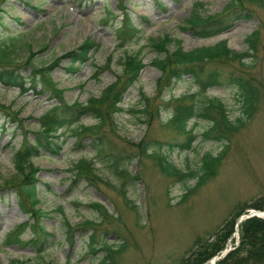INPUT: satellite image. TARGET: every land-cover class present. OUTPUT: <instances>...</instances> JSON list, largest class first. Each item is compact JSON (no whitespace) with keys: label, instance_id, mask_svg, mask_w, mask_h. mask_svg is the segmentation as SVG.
Wrapping results in <instances>:
<instances>
[{"label":"rangeland","instance_id":"1","mask_svg":"<svg viewBox=\"0 0 264 264\" xmlns=\"http://www.w3.org/2000/svg\"><path fill=\"white\" fill-rule=\"evenodd\" d=\"M197 1L204 2L202 12L208 15L222 11L229 0H124L134 25L142 31L139 38L123 47L118 45L115 31L119 18L112 17L108 22L103 19L107 9H111L114 16L121 13L119 0H8L4 3L0 43L10 45L13 56L20 61H25L32 50L36 52L35 64L53 65L52 79L58 88L64 89L63 97L69 104L100 96L117 75L123 73L121 60L126 53L141 52L146 67L124 94L120 104L124 111L114 114L118 126L115 141L119 147H128L123 149L130 158L128 169L141 178L126 182L123 195L120 193L123 181L109 171L107 163L98 159L95 166L101 180L97 185L84 179L71 184L74 173L70 169L82 157L96 158L97 148L93 143L99 141L84 136L79 146L81 139L74 133L75 127L62 129L61 153L34 158L40 168L41 203L38 206L46 213L41 220L51 233L43 257L36 255L34 246L12 244L0 250V264H11L16 258L30 259L31 264H99L104 252L86 253L92 230L76 228L71 242L66 225L67 221L74 227L86 220L101 221L99 211L91 204L96 201L116 216L99 226L97 242L125 241L123 252L112 264H186L192 259L197 239L212 240L238 204L260 202L264 196V8H257L251 18L237 21L226 33L198 38L179 28ZM258 27L261 29L254 65L245 68L239 62L235 64L254 78L257 103L253 117L230 137L229 143L226 142L229 147L210 177L199 181L198 177L166 175L157 160L148 155L154 152L153 148L160 145L167 160L188 172L201 170L202 155L207 151L219 154L226 143L205 139L203 133L209 122L193 120L188 126L197 140L192 142L193 148H185L180 143L186 136L176 132L169 122L173 107L162 109L148 123H142L138 114L131 111L139 107L141 92L151 99L156 97L161 76V71L151 64L156 53L147 46L148 38L169 34L182 40L185 50L227 40L231 48L240 52L246 49L245 37ZM88 37L99 47L91 52L90 59L78 72H69V62L56 59L77 48ZM175 45L171 43L169 50H174ZM109 57L111 63L107 62ZM95 64L102 67L100 71ZM220 67L227 73L226 66ZM22 72L28 76L30 68L25 67ZM41 90L38 87L22 93L18 88L0 83V103L19 111L18 117L25 119L21 127L18 121L12 122L11 117L0 114V242L16 224L27 220V215L19 208L16 192L3 189L2 184L15 173L14 151L23 143V134L26 132V138L32 141V132L39 128V117L58 103L50 92L37 94ZM196 90V82L186 76L166 90L162 98L156 99V104ZM208 93L224 100L232 119L242 114V102L234 86H214ZM81 122L90 126L97 120L85 116ZM155 139L160 143L151 144V150L141 154L140 144L146 146ZM32 221L33 226L35 221ZM102 228L109 232L103 233ZM31 231L27 229L24 237L30 238Z\"/></svg>","mask_w":264,"mask_h":264},{"label":"trees","instance_id":"2","mask_svg":"<svg viewBox=\"0 0 264 264\" xmlns=\"http://www.w3.org/2000/svg\"><path fill=\"white\" fill-rule=\"evenodd\" d=\"M8 0H0V23L3 20L5 8L4 3ZM121 14L117 15L120 20L116 24V35L118 45L123 47L126 43L139 38L141 30L134 25L131 15L126 11L123 1H119ZM204 2L198 1L194 4L191 14L180 25V29L190 32L193 36L207 38L222 34L231 29L238 20L247 19L254 16L257 8H264V0H229L224 9L215 14L205 15L202 12ZM112 18V12L109 11L104 17L107 22ZM260 29L258 27L245 38L246 49L237 51L231 48L227 40H222L213 45H203L192 50H185L180 39H175L169 34L158 37L148 38L149 46L156 56L151 64L161 71L158 80L156 97L149 98L142 93L141 103L138 108L131 111L138 114L140 121L148 123L154 119L156 114L162 109L173 107L170 120L176 132L186 136L185 141L180 143L185 148H193L192 142L197 140V136L189 129V122L195 120H207L208 128L204 131L205 139L217 140L219 142H230V137L239 132L253 117L256 111L257 89L254 86V78L246 72L241 71L242 67L235 65L239 62L243 67H251L257 58L258 42L260 38ZM175 43L174 50H169L168 46ZM99 45L92 38H87L77 48L68 51L58 57L57 62L66 59L69 62V72H77L82 64L90 59L92 50ZM36 52L30 50L28 58L20 61L13 56V49L8 44L0 43V83L13 88H19L20 92L26 93L32 89L40 87L41 92H50L52 98H57L58 103L54 104L50 110L44 112L38 119L39 128L33 131L32 141L24 135V141L19 148L14 151V169L15 173L3 180L2 186L14 189L18 196L20 209L28 214L29 219L36 221L32 226L31 222H25L16 225L13 230L6 236L2 245L18 244L19 246H34L38 256L43 257L42 253L46 250L48 238L51 233L41 223V218L45 213L41 206V197L39 194L40 180L37 177L40 171L34 158L44 154L59 155L63 149L64 140H62L61 130L68 127H75L74 133L78 135L82 145L83 137H91L93 145L97 148V157H82L70 170L74 173L72 184L84 179L87 183L97 185L101 180L99 169L96 168V160H102L107 163L109 171L123 181L120 193L125 195L123 188L126 182H133L140 179L137 172L133 173L128 169L130 158L124 148L119 147L115 141L118 137V126L114 121V114L124 111L120 106L123 102V96L127 90L138 81L141 71L146 66L141 52L128 54L121 60L123 73L117 75L116 80L108 85L100 96H90L86 101H74L69 104L63 97V90L58 88L53 81L51 73L53 65H37L33 62ZM248 59V60H246ZM111 63V57L108 58ZM249 63L248 66H246ZM235 65V66H234ZM97 71L100 68L94 65ZM220 66H226L227 73ZM30 68V74L25 76L23 68ZM98 72L95 74L97 77ZM190 76L197 84V90L187 92L178 97L172 96L167 101H158L162 98L166 90H170L175 82L182 78ZM234 86L238 91V98L242 102V114L232 119L229 110L221 97L213 96L208 93L210 87L219 85ZM0 114L12 119V122L18 121L22 127L25 119L19 118V111H13L11 106L0 103ZM84 116H91L97 120L96 124L87 126L81 122ZM160 143L157 139L150 141L147 145L140 144L139 151L142 154L151 150V144ZM185 142V143H184ZM132 143V142H131ZM228 143L219 154L214 155L212 152H206L201 158V170L184 171L176 166L168 157L161 152V146L153 148L154 152L148 153L158 162V166L168 176L178 177H198L199 181L210 177L216 163H218L223 154L228 149ZM134 144V143H132ZM172 144V143H171ZM173 149V146H171ZM159 150V151H158ZM161 152V153H160ZM138 155V157L141 156ZM260 202H245L238 204L231 212L230 218H227L223 226L215 232L212 240L197 239L194 244L192 259L186 264H203L211 259L214 255L225 248L226 243L232 233L235 231L236 219L247 208H256L264 210V196ZM92 207L99 211L100 220H86L80 226L74 227L68 221L67 233L69 239L73 240L76 228L92 230L88 243L86 244V253H96L102 251L104 254L99 264H112L116 257L123 252L125 241L117 239L116 242L103 240L98 243L96 233L101 228L106 219L111 221L115 214L110 212L106 206L100 202L91 203ZM136 207V206H134ZM31 227L32 236L29 239L23 238L27 228ZM240 243L227 256L219 260L216 264H264V217L253 216L243 220L240 225ZM103 233L109 231L102 228ZM30 259L16 258L11 264H31Z\"/></svg>","mask_w":264,"mask_h":264},{"label":"water","instance_id":"3","mask_svg":"<svg viewBox=\"0 0 264 264\" xmlns=\"http://www.w3.org/2000/svg\"><path fill=\"white\" fill-rule=\"evenodd\" d=\"M253 215L261 216V214H258L256 210H250V214L242 215L241 218L238 220V222H240L245 217H250V216H253ZM262 216H264V215H262ZM230 250H232L231 247L229 249H226L220 256H216L213 260H211L207 264H215L216 261H218L219 259L224 258Z\"/></svg>","mask_w":264,"mask_h":264},{"label":"bare ground","instance_id":"4","mask_svg":"<svg viewBox=\"0 0 264 264\" xmlns=\"http://www.w3.org/2000/svg\"><path fill=\"white\" fill-rule=\"evenodd\" d=\"M257 213H258V214H261V215H264V212H260V211H259V212H257Z\"/></svg>","mask_w":264,"mask_h":264}]
</instances>
